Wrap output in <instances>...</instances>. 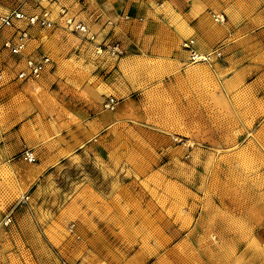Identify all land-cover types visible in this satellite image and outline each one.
<instances>
[{
  "label": "rangeland",
  "instance_id": "1",
  "mask_svg": "<svg viewBox=\"0 0 264 264\" xmlns=\"http://www.w3.org/2000/svg\"><path fill=\"white\" fill-rule=\"evenodd\" d=\"M149 2L143 50L102 0L42 3L54 26L29 27L27 47L52 59L39 78L17 80L24 56L0 44V264H264V0L162 1L166 28ZM13 7L40 9L0 0ZM188 13L209 34L227 26L220 59H188Z\"/></svg>",
  "mask_w": 264,
  "mask_h": 264
},
{
  "label": "built area",
  "instance_id": "2",
  "mask_svg": "<svg viewBox=\"0 0 264 264\" xmlns=\"http://www.w3.org/2000/svg\"><path fill=\"white\" fill-rule=\"evenodd\" d=\"M35 5H38L40 9L31 13L23 11L20 7H13L8 12L0 14V44L3 48L9 50L11 53L20 54L24 56V65L21 67L16 77L21 80L36 79L42 76L44 71L50 65L52 59L47 53L39 52L33 53L27 51L29 40L31 39V33L29 27L41 26L46 28H52L54 26V20L48 15L46 7L42 5V1L45 0H31ZM215 21H223L224 15L213 13ZM125 18H129L125 15ZM16 21H24V26L15 27ZM15 30L9 35H5L2 32L3 28H12ZM76 28L83 33L88 32V27L84 24L78 23ZM92 38V37H91ZM181 45L187 52L188 59L191 62H211L220 59L223 55L220 47H215L206 51H200L197 47L195 37L189 36L181 41ZM108 51L111 55L118 56L122 53V49L119 44H113L108 46ZM3 71L0 70V80L3 79ZM117 103V98L114 96H108L103 104L105 108L113 109ZM23 159L34 162L37 160V154L32 148H24L21 151ZM13 222V217L10 213L4 215L2 219L3 225H10ZM61 264H70L67 261H63ZM77 264V263H73Z\"/></svg>",
  "mask_w": 264,
  "mask_h": 264
},
{
  "label": "crops",
  "instance_id": "3",
  "mask_svg": "<svg viewBox=\"0 0 264 264\" xmlns=\"http://www.w3.org/2000/svg\"><path fill=\"white\" fill-rule=\"evenodd\" d=\"M107 4L111 5V12H106L107 14L105 15L106 17L104 18H110V16H115V18L119 17V28H121V30H123V37H125L124 39V46L127 48H132V49H141L143 50L144 45H148V43H150V41L152 40V36H155L154 31L148 33H141L139 32V29H137V26H140L138 22L139 19H137L138 17H141V11L142 8L144 7L143 5H145L146 7L148 6V2L146 0H102ZM165 1H170V0H158V2L155 3V5H157L156 8L162 6V3ZM199 2H195V6L193 7V9L191 10V13L196 11V9H198L197 4ZM149 11H151L153 13V16L155 19L152 21L153 23L151 24H155L157 27H169L170 25V19L173 17L174 14L172 13H160L157 12V9L154 7L153 3L149 2ZM172 5V4H171ZM194 10V11H193ZM262 11H264V9H262ZM156 12V13H155ZM150 13V14H152ZM191 13H188L186 15L185 19L186 21H188V23H190V21H192V27L193 28H197L198 29V39H196V43L197 47L200 51H206L209 50L210 47L212 45H214L217 41L220 40V38L223 37V35L226 33V29L227 26L224 23H219L218 25H216L215 27L212 28L211 33H207L206 31V27L208 25L212 26L209 18L206 15L201 16L199 19H195L194 18V14L191 15ZM155 14V15H154ZM166 14V15H165ZM125 15H128L129 17H131V19L126 20L123 19ZM103 18V17H102ZM142 19V17H141ZM136 20V21H135ZM172 20V19H171ZM231 20V19H230ZM138 25H135L134 27H130V25L132 23H136ZM224 24V25H223ZM189 26H191L190 24H188ZM229 25V24H227ZM108 26H106L107 28ZM229 27H232L231 25ZM110 28V26H109ZM233 28V27H232ZM156 37V36H155ZM189 37V36H188ZM200 40V41H199ZM17 78V77H16ZM17 80H20L19 78H17ZM6 122L9 123V126L19 122V119L13 120V117H6Z\"/></svg>",
  "mask_w": 264,
  "mask_h": 264
},
{
  "label": "bare ground",
  "instance_id": "4",
  "mask_svg": "<svg viewBox=\"0 0 264 264\" xmlns=\"http://www.w3.org/2000/svg\"><path fill=\"white\" fill-rule=\"evenodd\" d=\"M46 1H49V0L42 1V3H43V2H46Z\"/></svg>",
  "mask_w": 264,
  "mask_h": 264
}]
</instances>
